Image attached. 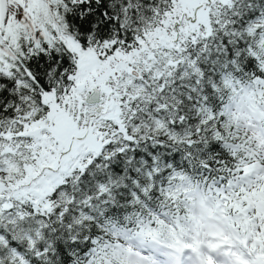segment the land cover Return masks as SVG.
<instances>
[{
    "label": "snow or ice",
    "instance_id": "snow-or-ice-1",
    "mask_svg": "<svg viewBox=\"0 0 264 264\" xmlns=\"http://www.w3.org/2000/svg\"><path fill=\"white\" fill-rule=\"evenodd\" d=\"M0 264H264V0H0Z\"/></svg>",
    "mask_w": 264,
    "mask_h": 264
}]
</instances>
